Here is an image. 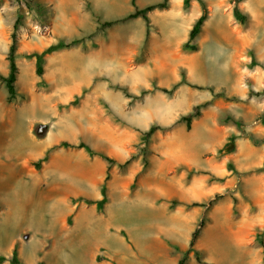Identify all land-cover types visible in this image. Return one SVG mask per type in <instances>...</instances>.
Segmentation results:
<instances>
[{"label":"rangeland","instance_id":"1","mask_svg":"<svg viewBox=\"0 0 264 264\" xmlns=\"http://www.w3.org/2000/svg\"><path fill=\"white\" fill-rule=\"evenodd\" d=\"M131 1L0 0L1 264L15 248L17 264H122L126 247L138 264H264V95L250 94L264 88V0H204L194 51L183 44L197 0L149 12V33L142 17L101 27ZM16 22L8 101L1 76ZM75 38L36 74L34 53ZM231 138L234 150L218 155ZM116 209L126 219H110ZM89 216L103 244L61 252Z\"/></svg>","mask_w":264,"mask_h":264},{"label":"trees","instance_id":"2","mask_svg":"<svg viewBox=\"0 0 264 264\" xmlns=\"http://www.w3.org/2000/svg\"><path fill=\"white\" fill-rule=\"evenodd\" d=\"M197 1L201 4L202 13L197 18V20L195 21L193 26L191 27L189 34H188V40L183 44V48L185 50H190V51H194V50L198 49V46L196 44H192L191 42L200 34L202 27L204 25V22L206 21V19L208 17L207 9H206V2L204 0H197ZM169 2H170V0H162V1L157 2V3L148 4L143 8H139L136 4V0H132L131 3L134 7V10L132 12L128 13L123 18L114 19V20H105L101 23V27L106 28V27H109L111 25H114L115 23L125 21L127 19L142 17L146 21L147 31H148L147 33H149V30H150L152 25L150 23L148 13L154 9H157V8L158 9L167 8L169 6ZM189 4H190V0H184V7L185 8H188ZM233 14H234V17L239 21V23L243 24L246 22L247 15L245 13H243L242 10L237 5L234 6V8H233ZM17 22L14 26L15 29H14L13 33L11 34V44L9 46L8 56H7V59L9 62V71H8V74L6 76H1V79L4 81L6 89H7V100L8 101H12L17 97V89H16V81H17V75H18V65L16 62V59H17V33H16ZM78 41H79V39L75 38L69 42H61V43L53 44V45H50L49 47H47L45 50H43L40 53H34L33 56H35V58H36V74L37 75L43 74V70H44L43 63L45 61V55L46 54L51 53V52L58 50V49H61V48L69 47L72 44L77 43ZM257 65H260V62L257 61L254 57L248 63L249 68H254ZM163 90L166 92H171L168 89H163ZM250 94L256 95V96L264 95V88L260 91H254L253 89H251ZM197 107H199V106H197ZM198 114H199V111H195V115H198ZM193 116H194V114L190 113L188 115L182 116L181 119L186 122L188 127H190L191 120H192ZM237 124L239 125L240 122H237ZM155 130H156V126H151L150 129L146 133L147 138ZM79 146L80 147H86L88 150H90L87 146H85L82 143H80ZM233 150H234V138H231L218 151V155L222 156L223 154H226V153L231 152ZM100 155L102 157H104L107 161H109L110 163H113L115 161L112 157H109L106 154H100ZM129 162H130V159H128L125 162V164H127ZM103 194H104V189H103ZM199 230H200V228H197L196 230H194V232L192 234V239L190 242L191 248L193 247L194 242L196 240V237L199 234ZM5 260H6L5 257L0 256V264ZM185 260H186V258H185V256H183L179 260L178 264H185ZM17 263H18V252H17V249L15 248L13 251V258L11 260V264H17Z\"/></svg>","mask_w":264,"mask_h":264},{"label":"bare ground","instance_id":"3","mask_svg":"<svg viewBox=\"0 0 264 264\" xmlns=\"http://www.w3.org/2000/svg\"><path fill=\"white\" fill-rule=\"evenodd\" d=\"M131 209H133V208H128V211L132 212ZM139 209L140 208L136 209L137 212L135 214H132V213L127 214L128 216H132L131 221L129 220V226L131 228L134 227L135 224H133V223H134V221L137 220V219H134L135 216H140V214H141V211H140L141 209L140 210ZM121 212H123V210H119V209L117 210L116 209L115 213L113 214V216H111L112 218H110V219H113L115 216H116V218H120V216H122L123 218L126 219L127 216H125L124 213H121ZM18 223H19V221H18ZM94 224L95 223L93 222V219H92L91 216H89V217H83L82 221L77 226L76 232L74 234V240L72 242L70 241L68 243V245L66 244L68 241L63 240V242L65 243V245H61L60 251L62 252L65 249H67L68 248L67 246H69L70 248H72V247H78V243L80 244L79 246L82 248V246L84 244V239L86 240L87 243H88V241L91 240V242H92L91 248H95L99 244H103L104 241L103 242L102 241L100 242L101 239L99 238V233H98L97 227H95ZM93 226H94V229L92 228ZM41 228H45V227L43 226ZM38 229H39V227H38ZM45 229H47V228H45ZM53 231L54 230H52V232ZM34 238H35V234H34ZM76 238L80 239V241L77 240L78 242H76V240H75ZM123 249H124L123 250L124 251V254H126V256L125 255L123 256V260L125 261V263H128V261H130V258L132 257L131 251L127 247L126 248H123ZM60 251H57V252H60Z\"/></svg>","mask_w":264,"mask_h":264},{"label":"crops","instance_id":"4","mask_svg":"<svg viewBox=\"0 0 264 264\" xmlns=\"http://www.w3.org/2000/svg\"><path fill=\"white\" fill-rule=\"evenodd\" d=\"M94 258H95V256H94ZM131 258H130V262L129 263H125V261L123 259H121L120 262L122 264H138L141 261L140 258H138V257H131ZM94 262H96L97 264H109V263H104V262H97L96 260H94Z\"/></svg>","mask_w":264,"mask_h":264},{"label":"water","instance_id":"5","mask_svg":"<svg viewBox=\"0 0 264 264\" xmlns=\"http://www.w3.org/2000/svg\"><path fill=\"white\" fill-rule=\"evenodd\" d=\"M36 130L39 134H43L46 129L43 125H40Z\"/></svg>","mask_w":264,"mask_h":264}]
</instances>
